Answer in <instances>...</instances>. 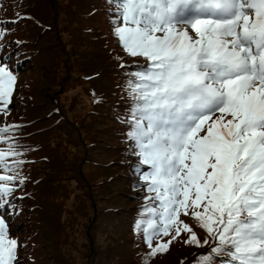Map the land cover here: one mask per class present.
I'll return each mask as SVG.
<instances>
[{"label": "snow or ice", "instance_id": "snow-or-ice-1", "mask_svg": "<svg viewBox=\"0 0 264 264\" xmlns=\"http://www.w3.org/2000/svg\"><path fill=\"white\" fill-rule=\"evenodd\" d=\"M106 3L122 50L143 58L120 65L128 103L116 117L144 189L134 226L143 264L184 234L205 249L196 264H264V0ZM25 18L0 20V40ZM10 59L0 55V264H19L9 219L23 211L30 151L24 125L6 119Z\"/></svg>", "mask_w": 264, "mask_h": 264}, {"label": "trees", "instance_id": "trees-1", "mask_svg": "<svg viewBox=\"0 0 264 264\" xmlns=\"http://www.w3.org/2000/svg\"><path fill=\"white\" fill-rule=\"evenodd\" d=\"M110 8L112 5L106 3V0H70L66 4L55 0V8L51 0H0V20H11L17 12L28 17L15 26L9 24L11 34L0 40V46L3 47L6 43L3 55L7 59V54H11L9 67L17 76L16 91L9 106L11 112L6 119L9 123L24 125L21 141H27V148L32 143H37L36 151L41 150L39 140L46 134L36 138L51 130L58 131V136L66 139L61 130L67 122L63 117L66 112L59 103V88L62 87V92H65L72 84L77 83L76 79L87 80L85 85L77 86L83 87L89 98L91 109L86 115L90 113L91 116L85 120V115L75 113L77 131L72 128L73 136L69 137L70 143L74 146L78 144L79 153L71 165H64L60 156L53 164L48 155L45 159L50 162V168L56 171L59 182L65 176L75 181V210L77 208L82 212L86 210L83 208L91 205L93 213V205L96 208L95 222L90 229L95 245L98 242L106 249L100 245L95 247L93 264H105L104 257L108 259V264H114L117 254L118 264H143L142 256L149 249L137 237L134 226L140 215L141 205L145 203L142 195L144 189L136 185L134 172L129 167L134 157L125 151L127 145L122 138L126 129L116 119L117 115L124 112L128 103L124 87L125 72L130 69L121 70L120 65L128 64L134 68L143 58L130 57L122 50L113 36L110 23L112 17L108 15ZM72 21L81 25L74 32H70L72 27H69ZM104 27H107L106 33L111 36L106 38H110L111 42L102 37ZM81 49L94 51L88 58L89 62L86 57L77 56ZM67 57L69 59L65 64ZM27 71H30L29 75ZM27 78H31L30 83ZM32 78L41 79V82L35 85ZM78 100H83L81 93H78ZM81 140L84 144H80ZM87 148V161L80 169ZM102 158L107 161H101ZM26 159L31 160L28 155ZM32 163L34 165V161ZM32 163L29 161L26 165L31 166ZM36 173L32 169L25 174L28 178H35L28 179L26 187L17 192V197H23L22 202L17 201V208H22L23 211L9 219L14 225L19 223L21 228L18 234H10L21 245L19 264H73L68 250L73 249L75 239L65 234L62 225L65 216L72 213L71 209L66 210L64 206L57 208L49 197L39 193L41 188L51 190L50 192L59 188L58 191L62 192L63 184L57 187L53 178H48L47 175L41 177L39 172ZM89 188L92 193L88 192ZM41 197L51 201L53 206L41 201ZM66 202L67 200L64 204ZM48 205L53 209L47 208ZM52 213L58 215L55 217ZM196 230L201 237L204 236L203 231L199 228ZM78 232L77 230V234ZM85 239L87 240V236ZM186 239V234L178 237L166 253L152 258L150 264H196L200 259L199 254L205 249L185 244ZM115 241L118 242L116 246ZM41 242L45 245L44 250H48L43 258L42 248L39 247ZM121 245L129 248V253L133 254L126 256L127 262L124 257L119 259ZM81 248H84L80 252L81 258L87 264V257L91 253L89 243L77 244V252ZM100 248L111 250L105 254Z\"/></svg>", "mask_w": 264, "mask_h": 264}, {"label": "rangeland", "instance_id": "rangeland-1", "mask_svg": "<svg viewBox=\"0 0 264 264\" xmlns=\"http://www.w3.org/2000/svg\"><path fill=\"white\" fill-rule=\"evenodd\" d=\"M62 2V4H66L68 3L70 0H60ZM52 3V1H51ZM53 7L55 8V0L52 3ZM70 17H67V19ZM73 23V24H72ZM71 24H69V27L72 31L70 32H74L76 30H74L75 28L81 27V25L76 22V21H72ZM108 24V23H107ZM104 25V24H103ZM107 26V25H104ZM105 29L102 31L104 35H102V37H104L106 40L109 39V41L111 42L110 38H106L111 37L108 33H106L107 31V27H104ZM109 32V31H108ZM111 34V33H110ZM74 38V37H73ZM68 39V37H67ZM94 51L90 50V49H81L77 52V56H84L87 58V62H89V57H91L93 55ZM53 56V55H52ZM69 57V56H68ZM66 58L65 64L67 63V60L69 58ZM57 60H59L58 58H56ZM27 74H30V71H27ZM35 85L39 84L41 82V79H37V78H32ZM63 80V79H62ZM58 81V80H57ZM27 82H31V78H27ZM62 82V81H61ZM76 82L74 81L75 85L72 84L70 86V88L68 90H66L65 92L62 87L59 88V93H60V98L61 100L59 101V103L62 105V107L64 108L66 114H63L65 120H66V124L61 128V130L63 131V133L65 134L66 139H61V136L57 134L58 131L56 130H51L49 133H42L41 135H39L36 139L41 138L44 134H46L43 139H40L39 142L42 144L41 145V150H37L36 151V147H37V143H32L30 146H28V149H30V151L28 152V159L30 158L31 163L32 161H34V165L32 163V165H26L23 169L24 173H28L30 172L32 169L35 172H39L41 174V177H47L48 178H53L54 179V183L57 185V187L59 185H62L63 187V191L60 192L58 191V189L56 188L55 190H53V192H50L51 190L48 189H39V193L42 195H44L45 197H49L54 203H56V207L57 208H61V206H64L66 210L71 209V214L69 213V216H65L66 218L63 220L62 225L64 227V232L66 235H69V238H74L75 239V245L73 246V249L69 248L68 256H72L73 260H71V262H73V264H84V260L81 258L82 254L80 252L84 251V248H81V250L79 252H77V244L81 245L82 243H89V246L91 248V253L89 254V256L87 257V264H90V259H91V255H92V261L91 264H93L94 262V256H95V247L98 248V245L104 247L103 249H106L104 245L96 242L95 245V241L93 240V233H91V226L94 224L95 222V218H94V214H96V208L93 205V213H92V207L91 205H88L87 207L83 208L86 209L85 211H80V210H75L74 207V203L75 199L77 198L75 196V194H77V185L75 183L74 180H71V178L69 177H63L64 179L59 182L58 181V176L56 174V171H53L50 168V162L46 161V156L48 155L50 157V161L52 162V164L56 161V159L60 156V160L63 161L64 165H71V163H73V160L76 158L77 153H79V146L77 144V146H74L72 143H70L69 141L71 139H69V137L72 135V128H75L77 131V124H76V118L77 116H74L75 113L77 115V113H81V116L85 115V120L90 119V113H87L88 110L91 109V104L89 101L88 96L85 94L84 92V88L77 86V84H82L81 86H83V84L85 82H87V80L85 79H76ZM85 85V84H84ZM87 86V84H86ZM88 87V86H87ZM65 93V94H64ZM78 93H81L83 96V100H78ZM58 96V95H57ZM58 103V104H59ZM61 111V110H60ZM68 135V136H67ZM36 141V140H35ZM62 141V142H60ZM25 148H27V141H20ZM38 142V141H36ZM82 140L81 143L82 144ZM84 144V143H83ZM87 155H88V148L86 149V153H85V157L81 162L80 165V169H82V167L84 166V164L87 161ZM38 159V160H37ZM101 160V159H100ZM111 160V159H110ZM101 161L106 162L107 159L106 158H102ZM31 167V168H30ZM26 171V172H25ZM36 173V174H37ZM35 174V175H36ZM47 175V176H45ZM35 177L33 176L32 178L29 177L28 179L33 180ZM49 184H53L51 182H49ZM48 186V185H45ZM38 191V189H37ZM89 193H92L91 188L88 189ZM65 193V194H64ZM75 193V194H73ZM41 201H45L47 204L52 205V202L45 199V198H39ZM66 204H64V201H66ZM108 201V200H106ZM93 203V202H92ZM91 203V204H92ZM49 206V205H48ZM53 206V205H52ZM49 209H53L50 206L47 207ZM91 208V210H90ZM52 215H54L55 217L58 215L56 213H52ZM9 224H10V234H18L21 231V228L19 227L20 224H15L13 221L9 220ZM32 227H34L32 225ZM77 230L79 231L77 234ZM80 233V235H79ZM129 236H131L130 234H127ZM87 236V240L85 239V237ZM183 240V239H182ZM118 241V240H116ZM115 241L114 246H116V244H118V242ZM100 242V241H99ZM39 247L42 248L43 254L42 257L43 258L46 254V251H48L47 249L44 250L45 245L43 244V242L40 243ZM121 251L119 252V259L126 258V256H133V254L129 253L131 252V250L129 248H126L125 246H122ZM101 249V248H100ZM101 249V250H103ZM111 250V249H110ZM110 250H103L105 251V254L108 253ZM126 250V251H124ZM135 250H138V247L135 248ZM72 252V253H71ZM117 253V252H115ZM50 255V253H48ZM79 254V255H78ZM80 257V259H78V257ZM116 260H114V264H116L117 259H118V254L117 256L114 257ZM78 260V262H77ZM104 263L108 264V259L106 257H104ZM128 259H125V262H127ZM70 262V263H71ZM118 264V263H117Z\"/></svg>", "mask_w": 264, "mask_h": 264}, {"label": "water", "instance_id": "water-1", "mask_svg": "<svg viewBox=\"0 0 264 264\" xmlns=\"http://www.w3.org/2000/svg\"><path fill=\"white\" fill-rule=\"evenodd\" d=\"M51 1H52V3H53L54 0H51ZM91 261H92V255H91V259H90V264H91Z\"/></svg>", "mask_w": 264, "mask_h": 264}]
</instances>
